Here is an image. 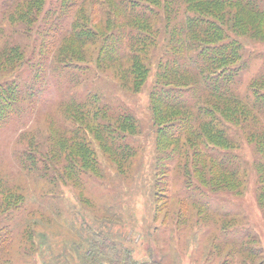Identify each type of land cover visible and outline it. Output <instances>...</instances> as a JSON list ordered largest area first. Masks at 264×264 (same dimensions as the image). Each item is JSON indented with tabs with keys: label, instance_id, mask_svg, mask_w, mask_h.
<instances>
[{
	"label": "rangeland",
	"instance_id": "374dc122",
	"mask_svg": "<svg viewBox=\"0 0 264 264\" xmlns=\"http://www.w3.org/2000/svg\"><path fill=\"white\" fill-rule=\"evenodd\" d=\"M3 82L0 264H264V0H0Z\"/></svg>",
	"mask_w": 264,
	"mask_h": 264
},
{
	"label": "trees",
	"instance_id": "16d2710c",
	"mask_svg": "<svg viewBox=\"0 0 264 264\" xmlns=\"http://www.w3.org/2000/svg\"><path fill=\"white\" fill-rule=\"evenodd\" d=\"M75 4V5H74ZM83 3L80 4V6L82 5ZM94 4H96V2H94ZM78 5V2H73L71 3L69 6H67V9H70L74 6ZM63 6V5H62ZM67 14H65L63 17L60 15L57 17V19L55 20V23L51 24V26L49 27L50 31L53 33L52 35H56V37H58L59 35H63V33H67V28H69V26L67 27V24L64 23V18L66 17ZM86 22V21H85ZM63 25V24H66L65 27L63 26H60ZM69 24V22H68ZM84 26H87V23H84V20L83 19H78L77 21L75 20L72 25L70 26V31H69V34L73 31L74 34L73 35H70V41L74 44H80L81 45V42H89V40L92 38V36L90 34H88V28H84ZM69 36L68 33L66 35V37ZM64 37V36H63ZM66 37H64L63 39H66ZM54 38L53 37H48L47 38H44V40H49L51 41L52 39ZM105 41V38L103 39V41L99 47H103L104 46V42ZM103 45V46H102ZM44 47V46H42ZM101 49V48H100ZM74 57V55L72 56ZM1 85H3V87H1ZM6 85V86H5ZM0 90L1 92H3V95L5 97H12L14 95V90L11 89L7 83L3 82L2 84H0Z\"/></svg>",
	"mask_w": 264,
	"mask_h": 264
}]
</instances>
